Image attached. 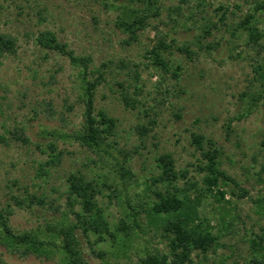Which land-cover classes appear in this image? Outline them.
I'll return each mask as SVG.
<instances>
[{"label":"rangeland","instance_id":"obj_1","mask_svg":"<svg viewBox=\"0 0 264 264\" xmlns=\"http://www.w3.org/2000/svg\"><path fill=\"white\" fill-rule=\"evenodd\" d=\"M112 2L0 0V34L16 41L15 52L0 57V136L7 140L0 143V210L11 211L15 232L44 230L63 214L76 222L78 206L67 203V178L82 175L98 185L97 205L109 225L101 235L76 230L88 263L137 264L147 252L168 253L166 233L147 223L140 204L154 198L149 189H163L151 182L161 154L172 156L180 174L201 182V150L192 142L200 134L220 149V169L247 195L236 196L237 189L227 184L221 187L224 200L205 202L202 212L215 227L217 244L204 253L194 250L186 264H264L253 261L251 247L259 236L264 252V212L257 208L259 203L264 209V95L249 110L246 94L258 87L252 68L264 56V38L261 47L252 46L245 32L232 30L255 0H205L199 8L198 0H158V14L136 40L115 25L120 12ZM254 25L264 32V13ZM43 31L89 57L90 68L103 69L95 114L105 113L115 125L100 150L69 137L83 119L82 69L38 45ZM161 37L170 45L161 53L167 70L148 55ZM15 131L26 142L15 139ZM53 152L60 155L55 165ZM124 157L133 173L129 179L117 172ZM126 201L135 207L138 226L126 220L121 229L126 211L133 212ZM57 262L56 255L20 256L0 240V264Z\"/></svg>","mask_w":264,"mask_h":264},{"label":"trees","instance_id":"obj_2","mask_svg":"<svg viewBox=\"0 0 264 264\" xmlns=\"http://www.w3.org/2000/svg\"><path fill=\"white\" fill-rule=\"evenodd\" d=\"M111 4L120 12L115 25L126 33L130 40H136L138 32L148 25V19L151 16L158 14L159 8L158 0H113ZM197 6L198 8L205 6V0H198ZM221 9H223L222 6ZM263 13L264 0H255L252 11L247 13L232 30L245 32L247 43L259 46L264 38V32L254 24L257 17ZM222 19H224V15L221 14L220 20ZM36 42L42 48L65 55L72 65L82 69L80 78L83 119L81 126L69 137L86 148L102 149L107 139L113 135L115 125L114 120L105 113L95 114L94 93L96 87L104 80L103 69L90 68L91 59L89 57L74 54L66 44L60 43L50 31L39 33ZM168 47L170 45L164 37H161L148 51L152 63L163 70H167L168 67L161 53ZM15 49V39L9 35L0 34V57L5 54H13ZM252 70L258 87L246 92L249 98V110L256 106L264 95V56L256 61ZM89 76L92 78L89 79ZM123 101L126 105L128 104L126 96H123ZM14 138L26 142V138L18 131H15ZM192 142L201 150L202 162L198 166L199 170L203 172L201 182L191 181L187 178L186 173L180 174L176 170L174 159L170 154L164 153L156 158V167L159 173L151 179V182L154 185H161L163 189L148 188L152 191L154 198L142 202L140 207L144 211L149 225L163 228L168 240V253L147 252L137 264H186L191 262L190 255L194 250L204 253L212 249L217 244L218 235L214 233L215 227L210 224L205 212H202L204 204L207 207L205 202L209 199H214L216 202L224 200L226 191L221 187L227 186V184H232L237 189L236 193L233 191L236 196L247 195V192L240 188L231 176L220 169L221 151L211 139H205L200 134H193ZM0 143L6 144L7 140L0 136ZM204 143L207 144V149H203ZM49 146L54 151L52 144ZM261 146L264 149V139L261 141ZM50 158V163L55 165L60 160V155L53 152ZM117 172L123 179L133 176L127 157H124V160L120 162ZM179 178H183V187L178 184ZM67 183V203L72 208L78 206V210L73 211L77 218L76 222L69 220L63 214L60 219L46 224L44 230L15 232L9 224L8 216L11 211L0 210V240L8 251L18 253L20 256L34 255L44 259H52L56 255L58 257L57 264H90L85 260L79 248L76 230L78 228H82L85 232L93 230L99 235L108 232V221L96 201V195L99 193L98 185L86 180L84 176L76 174H70ZM114 197L120 199L118 195H114ZM126 202V208L133 212L126 211L118 223L121 229L128 226L126 220H131L135 226H138L137 213L134 212L135 207L131 206L128 201ZM257 208L264 212L259 203H257ZM262 242V238L259 236L251 240L253 261L256 263H264Z\"/></svg>","mask_w":264,"mask_h":264}]
</instances>
